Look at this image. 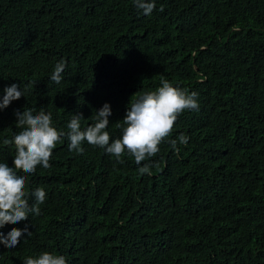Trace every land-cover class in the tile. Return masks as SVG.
Instances as JSON below:
<instances>
[{
  "label": "trees",
  "instance_id": "obj_1",
  "mask_svg": "<svg viewBox=\"0 0 264 264\" xmlns=\"http://www.w3.org/2000/svg\"><path fill=\"white\" fill-rule=\"evenodd\" d=\"M154 2L144 15L133 0H0V99L13 83L27 88L0 111L9 167L17 111L43 108L64 131L80 113L83 130L108 103L114 140L128 104L162 79L199 103L140 165L86 142L77 154L65 138L49 168L18 172L29 204L35 189L47 195L39 216L0 229L32 233L0 244V264L45 251L66 264H264V0ZM181 134L189 140L176 152Z\"/></svg>",
  "mask_w": 264,
  "mask_h": 264
},
{
  "label": "clouds",
  "instance_id": "obj_2",
  "mask_svg": "<svg viewBox=\"0 0 264 264\" xmlns=\"http://www.w3.org/2000/svg\"><path fill=\"white\" fill-rule=\"evenodd\" d=\"M134 6L142 10L144 15H150L154 8V0H133ZM66 61L56 63L51 81L60 84L65 71ZM27 88L21 89L19 84L13 83L3 89V97L0 99V111L8 108L13 101H18L25 96ZM185 110H199L198 94L187 89L173 86L167 80H161V86L154 91L144 92L138 99L129 103L125 118L122 120V135L112 140L107 131L112 115L111 106L105 103L101 109L92 115L94 124L86 129L81 128L82 114L72 115L67 124V131L57 130L52 126L51 113H46L43 108L33 114V110L17 111L15 126L21 131L11 140H4L6 145H14L15 157L13 166L0 162V229L7 224H17L27 221L30 214L39 216L40 205L46 200V192L43 188H37L32 192L34 202L29 204L25 191V175L34 174L37 166L47 169L53 149L58 143L68 140L69 151L82 154L83 143L104 149L106 154L114 156L117 162H122L125 154L132 156L137 165L154 157L159 151V145L171 134L178 117ZM189 137L181 134L171 141V147L179 151L178 144L186 146ZM152 165L144 164L138 169L141 175H151ZM25 175H19L18 172ZM32 233L27 227L23 230L12 228L7 235L0 232V244L8 248H15L20 239ZM23 264H66V258L47 251L37 257L29 256Z\"/></svg>",
  "mask_w": 264,
  "mask_h": 264
}]
</instances>
